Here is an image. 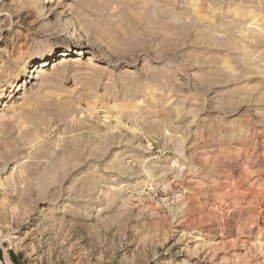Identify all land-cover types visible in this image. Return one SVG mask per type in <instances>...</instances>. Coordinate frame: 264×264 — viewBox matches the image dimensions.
Wrapping results in <instances>:
<instances>
[{"label":"rangeland","instance_id":"1","mask_svg":"<svg viewBox=\"0 0 264 264\" xmlns=\"http://www.w3.org/2000/svg\"><path fill=\"white\" fill-rule=\"evenodd\" d=\"M0 264H264V0H0Z\"/></svg>","mask_w":264,"mask_h":264},{"label":"bare ground","instance_id":"2","mask_svg":"<svg viewBox=\"0 0 264 264\" xmlns=\"http://www.w3.org/2000/svg\"><path fill=\"white\" fill-rule=\"evenodd\" d=\"M33 71H34V70H33ZM29 77H33V76H32V75H29ZM23 83H24V82H23ZM23 83H22V84H23Z\"/></svg>","mask_w":264,"mask_h":264}]
</instances>
